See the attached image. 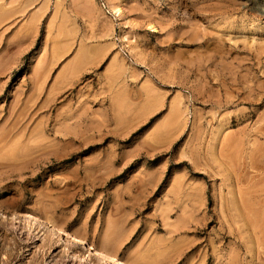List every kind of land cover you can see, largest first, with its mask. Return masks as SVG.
Listing matches in <instances>:
<instances>
[{
  "label": "rangeland",
  "instance_id": "1",
  "mask_svg": "<svg viewBox=\"0 0 264 264\" xmlns=\"http://www.w3.org/2000/svg\"><path fill=\"white\" fill-rule=\"evenodd\" d=\"M41 217L264 264V0H0V264H105Z\"/></svg>",
  "mask_w": 264,
  "mask_h": 264
},
{
  "label": "bare ground",
  "instance_id": "2",
  "mask_svg": "<svg viewBox=\"0 0 264 264\" xmlns=\"http://www.w3.org/2000/svg\"><path fill=\"white\" fill-rule=\"evenodd\" d=\"M113 10H114V14H116L117 16H120L122 14V9L119 6H114ZM28 215L31 216V217H34L35 219L38 218L37 215L33 216V215L29 214V213H28ZM40 219H42L46 223H48V225L53 227L59 234L68 236L74 243L84 245V247H86L88 251H91V253H93L92 255H94V257L96 259L102 260L105 264L106 263H111V264H130V263H127L122 258H119L117 256V254L112 251L111 248H107L106 247L107 245L106 246L103 245L104 247H102V246L100 247V246H98L96 244L95 245L92 244V242L89 243V244L88 243L85 244V242H84L85 240H83L80 236H78L75 233H73L74 231L67 232L66 230L63 229L62 226H61L62 228L59 227L58 224L56 225L54 222L49 220L47 217H41ZM72 257H76L77 258V256H75V254H73ZM88 262L90 263L91 260H88ZM134 264H136V263H134Z\"/></svg>",
  "mask_w": 264,
  "mask_h": 264
},
{
  "label": "built area",
  "instance_id": "3",
  "mask_svg": "<svg viewBox=\"0 0 264 264\" xmlns=\"http://www.w3.org/2000/svg\"><path fill=\"white\" fill-rule=\"evenodd\" d=\"M103 6L105 7V4L103 3Z\"/></svg>",
  "mask_w": 264,
  "mask_h": 264
}]
</instances>
